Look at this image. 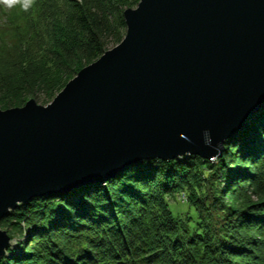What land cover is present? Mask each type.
<instances>
[{"label":"water","instance_id":"obj_1","mask_svg":"<svg viewBox=\"0 0 264 264\" xmlns=\"http://www.w3.org/2000/svg\"><path fill=\"white\" fill-rule=\"evenodd\" d=\"M47 105L0 109V221L145 158L222 156L264 106V0H140ZM11 243L0 227V258Z\"/></svg>","mask_w":264,"mask_h":264},{"label":"trees","instance_id":"obj_2","mask_svg":"<svg viewBox=\"0 0 264 264\" xmlns=\"http://www.w3.org/2000/svg\"><path fill=\"white\" fill-rule=\"evenodd\" d=\"M139 1L2 6L0 107L22 106L38 92L48 103L122 41L124 10ZM43 51L55 52L58 67ZM183 191L195 215L170 207ZM0 227L17 238L0 264H264V106L225 141L222 156L145 158L107 180L20 203Z\"/></svg>","mask_w":264,"mask_h":264},{"label":"rangeland","instance_id":"obj_3","mask_svg":"<svg viewBox=\"0 0 264 264\" xmlns=\"http://www.w3.org/2000/svg\"><path fill=\"white\" fill-rule=\"evenodd\" d=\"M12 2H14V0H0V10L2 9V6H4L6 8V5L8 6L9 4H11ZM140 2V1H139ZM137 7V5L135 6ZM133 7V8H135ZM2 14V12H1ZM1 16V15H0ZM117 45V44H116ZM115 46L114 43H111L109 44V49L110 48H113ZM53 53L55 52H46V51H43V55L46 56V60H48L47 62V65L51 66V67H55V65L58 67V63L59 60L56 58V56L53 55ZM42 54V53H40ZM52 54V55H51ZM39 57V56H38ZM37 57V59H38ZM65 58V57H64ZM99 58V57H98ZM30 59H32V57L30 58H27V61L28 62ZM97 60V59H95ZM37 61H40V58L37 60ZM55 61V62H54ZM72 63V62H70ZM73 64L75 66V62L73 61ZM57 67L54 71H57L59 72V70H57ZM54 69V68H53ZM77 74V73H76ZM74 74L73 77L76 75ZM72 77V78H73ZM63 89V88H62ZM61 91V90H60ZM59 91V92H60ZM58 92V93H59ZM57 93V94H58ZM56 94V95H57ZM31 98H34L36 100L37 103L39 104H42V105H47L49 102H51L54 98H52L50 101H48L47 103V100L45 98V95L43 92H38L35 96H32ZM30 99V98H29ZM10 108V107H8ZM0 109H7V108H4V107H0ZM213 158H216V157H213ZM212 158V159H213ZM170 207L172 208V210L175 212V213H181L182 215L184 214H187V213H190L192 215H195L196 214V210L193 206H191L188 202V195L185 191L183 192H180V193H177L175 198H170ZM2 229H5V228H2ZM6 230V229H5ZM16 241H17V238H15L14 240H11V244L12 246H15L16 244Z\"/></svg>","mask_w":264,"mask_h":264},{"label":"bare ground","instance_id":"obj_4","mask_svg":"<svg viewBox=\"0 0 264 264\" xmlns=\"http://www.w3.org/2000/svg\"><path fill=\"white\" fill-rule=\"evenodd\" d=\"M134 164V163H133ZM132 165V164H131ZM130 166V165H129Z\"/></svg>","mask_w":264,"mask_h":264}]
</instances>
